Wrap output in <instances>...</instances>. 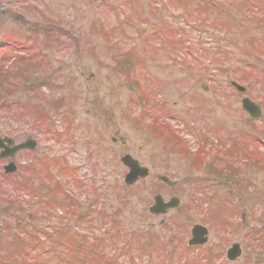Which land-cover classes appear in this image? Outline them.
Wrapping results in <instances>:
<instances>
[{
	"label": "rangeland",
	"instance_id": "obj_1",
	"mask_svg": "<svg viewBox=\"0 0 264 264\" xmlns=\"http://www.w3.org/2000/svg\"><path fill=\"white\" fill-rule=\"evenodd\" d=\"M179 1L0 0V136L39 144L0 160V264H26V229L57 225L66 206L72 229L64 235L75 244L71 232L88 229L87 240L100 238L96 244L117 263L264 264V104L262 117L251 120L230 84L236 78L250 86L246 97L264 100V3L249 0L247 10V0ZM257 47L263 57L254 56ZM142 97L160 104L149 112ZM202 147L212 155L226 149L235 161L206 166L190 154L208 159ZM123 154L151 177L125 186ZM10 161L18 170L5 176ZM44 171L53 194L42 189ZM60 187L86 204L89 221L118 206L127 233L114 230L121 237L112 242L100 233L104 220L77 224L71 205H78L57 196ZM157 194L180 198V210L151 216L145 210ZM46 196L50 204L40 201ZM196 224L208 228V245L189 247ZM233 243L243 255L230 263Z\"/></svg>",
	"mask_w": 264,
	"mask_h": 264
},
{
	"label": "water",
	"instance_id": "obj_2",
	"mask_svg": "<svg viewBox=\"0 0 264 264\" xmlns=\"http://www.w3.org/2000/svg\"><path fill=\"white\" fill-rule=\"evenodd\" d=\"M240 89V88H238ZM243 107L248 113L253 117L256 118L260 115V111L257 107L253 106L249 101L243 102ZM9 144H12L13 142L11 140H6ZM2 141H0V147H2ZM36 146V143L32 140L27 141L26 144H22L20 146H15L11 153H8L9 155H14L18 150L21 149H31L34 150ZM7 154L3 153L2 156H5ZM122 162L129 167L130 173L127 174L125 182L127 185L135 184L140 179H145L149 175V172L146 168H142L139 166V164L134 161L130 156H126L122 159ZM7 173L14 172L16 170L15 166L11 164L6 168ZM163 179V178H162ZM165 180V179H163ZM178 206V200L174 199L168 204H164L163 200L158 197L156 198V205L152 208V212L156 214H165L169 208H175ZM193 239L191 241V245H199L204 244L207 240V230L201 226H196L193 229L192 232ZM236 248V247H235ZM232 253H234V250H231ZM238 254H233L232 259H234Z\"/></svg>",
	"mask_w": 264,
	"mask_h": 264
},
{
	"label": "trees",
	"instance_id": "obj_3",
	"mask_svg": "<svg viewBox=\"0 0 264 264\" xmlns=\"http://www.w3.org/2000/svg\"><path fill=\"white\" fill-rule=\"evenodd\" d=\"M8 43H9V41H7ZM6 42H4V44H5ZM3 43H2V45H4ZM29 109V108H28ZM33 112L36 114H38L39 115V117H43V116H45V113H44V110L43 109H38V108H35L34 106H33ZM26 111H22L21 112V114H23V113H25ZM37 119H39V118H37ZM34 247V246H33Z\"/></svg>",
	"mask_w": 264,
	"mask_h": 264
},
{
	"label": "flooded vegetation",
	"instance_id": "obj_4",
	"mask_svg": "<svg viewBox=\"0 0 264 264\" xmlns=\"http://www.w3.org/2000/svg\"><path fill=\"white\" fill-rule=\"evenodd\" d=\"M163 184V183H162ZM163 185H165V184H163ZM165 186H167L168 187V185H165ZM176 187V185L175 186H173V187H171V188H175ZM226 255H227V253H226ZM243 255V254H242ZM242 255L236 260V261H234V262H232V263H235V262H237L238 260H240L241 259V257H242Z\"/></svg>",
	"mask_w": 264,
	"mask_h": 264
}]
</instances>
